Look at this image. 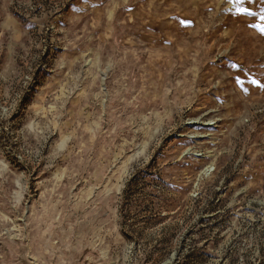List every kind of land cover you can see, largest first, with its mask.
Wrapping results in <instances>:
<instances>
[{"label":"rangeland","instance_id":"obj_1","mask_svg":"<svg viewBox=\"0 0 264 264\" xmlns=\"http://www.w3.org/2000/svg\"><path fill=\"white\" fill-rule=\"evenodd\" d=\"M9 4L0 264H264V0Z\"/></svg>","mask_w":264,"mask_h":264},{"label":"crops","instance_id":"obj_2","mask_svg":"<svg viewBox=\"0 0 264 264\" xmlns=\"http://www.w3.org/2000/svg\"><path fill=\"white\" fill-rule=\"evenodd\" d=\"M4 1L5 3L7 2V0ZM9 6V8L3 9L0 0V54H11V52L8 51L10 44H7V40L14 39V34L21 30V22L16 16V11L11 4H9Z\"/></svg>","mask_w":264,"mask_h":264},{"label":"snow or ice","instance_id":"obj_3","mask_svg":"<svg viewBox=\"0 0 264 264\" xmlns=\"http://www.w3.org/2000/svg\"><path fill=\"white\" fill-rule=\"evenodd\" d=\"M238 12L239 13H245V14H248L249 13V10L247 8H243V7H240L238 8ZM186 23H189V22H186ZM254 83H258V81H253Z\"/></svg>","mask_w":264,"mask_h":264},{"label":"built area","instance_id":"obj_4","mask_svg":"<svg viewBox=\"0 0 264 264\" xmlns=\"http://www.w3.org/2000/svg\"><path fill=\"white\" fill-rule=\"evenodd\" d=\"M52 28H54V27H52Z\"/></svg>","mask_w":264,"mask_h":264}]
</instances>
